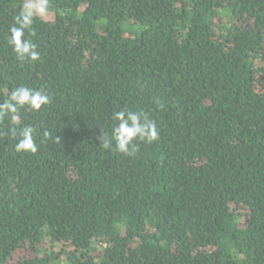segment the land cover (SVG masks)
I'll return each mask as SVG.
<instances>
[{
	"label": "trees",
	"instance_id": "16d2710c",
	"mask_svg": "<svg viewBox=\"0 0 264 264\" xmlns=\"http://www.w3.org/2000/svg\"><path fill=\"white\" fill-rule=\"evenodd\" d=\"M25 2L0 0V103L51 102L0 119V264H264V0H48L35 61ZM121 110L158 139L102 148Z\"/></svg>",
	"mask_w": 264,
	"mask_h": 264
},
{
	"label": "clouds",
	"instance_id": "9594fccd",
	"mask_svg": "<svg viewBox=\"0 0 264 264\" xmlns=\"http://www.w3.org/2000/svg\"><path fill=\"white\" fill-rule=\"evenodd\" d=\"M48 0H26L15 24L9 29V43L20 60L30 59L35 61L39 58L35 44L25 37L26 31H31L34 19L47 14ZM51 98L43 91L29 87H19L12 91L11 95L0 103V119L11 116V122H16L15 114L19 109L27 106L38 111L49 104ZM112 120L116 122L110 134L102 133L100 146L104 149L114 148L115 151L125 155H132L136 150L135 141L152 142L158 139L159 133L154 121L143 112L121 110L113 113ZM35 129L28 125L20 129L18 142L15 145L17 152L35 153L37 145L34 139ZM17 133L13 131V136ZM49 133L45 132L47 137Z\"/></svg>",
	"mask_w": 264,
	"mask_h": 264
},
{
	"label": "rangeland",
	"instance_id": "374dc122",
	"mask_svg": "<svg viewBox=\"0 0 264 264\" xmlns=\"http://www.w3.org/2000/svg\"><path fill=\"white\" fill-rule=\"evenodd\" d=\"M35 2H38V0H35ZM41 18H43L45 20H48V21H53L54 18H55V13L53 11H51V10H47V14L45 16L41 17ZM47 246L49 247L48 243H47ZM52 248H54V247H52ZM55 250H57V247H55ZM31 255L32 254H31V252H29V250L21 249V250H19L17 252L15 260H17L19 258L26 257V256H31Z\"/></svg>",
	"mask_w": 264,
	"mask_h": 264
}]
</instances>
